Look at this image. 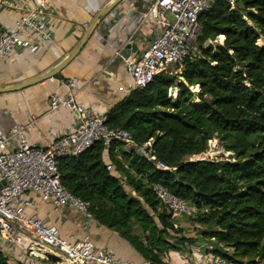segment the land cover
<instances>
[{
  "label": "trees",
  "instance_id": "1",
  "mask_svg": "<svg viewBox=\"0 0 264 264\" xmlns=\"http://www.w3.org/2000/svg\"><path fill=\"white\" fill-rule=\"evenodd\" d=\"M198 23L199 54L181 63L179 75L155 76L105 115L106 125L126 130L136 143L152 138L158 159L175 170H157L114 143L108 158L122 182L106 170L98 142L77 158L59 160L60 181L89 203L93 220L154 264H166L160 257L166 249L194 241L158 202L153 183L207 207L191 218L201 227L199 240H209L214 254L264 264V46L258 45L264 41V0H234L232 6L213 0ZM218 36L222 43L214 42ZM174 85L175 98L168 94ZM212 137L230 157L189 161L206 151ZM0 264H8L1 251Z\"/></svg>",
  "mask_w": 264,
  "mask_h": 264
},
{
  "label": "built area",
  "instance_id": "2",
  "mask_svg": "<svg viewBox=\"0 0 264 264\" xmlns=\"http://www.w3.org/2000/svg\"><path fill=\"white\" fill-rule=\"evenodd\" d=\"M226 1L231 6L234 4V0ZM212 2L154 0L142 19L154 23L157 31L142 50L127 56L125 62L130 85L118 90L128 96L159 74L179 75L181 63L199 54L198 17ZM48 3V0H0V10L17 13L12 26L0 27V59H6L16 49L32 51L41 44L51 42V29L46 19ZM104 22L102 20V25ZM222 40L223 37L218 36L214 42L222 43ZM67 84L72 87L74 80L67 81ZM190 89L197 90L196 87ZM169 90L168 94L175 98L177 87L174 85ZM48 104L51 110L63 107L75 113V125L69 131L54 136L46 146H32L26 138L24 127L19 124L0 127V241L11 237L13 243L29 254L40 259L49 254L56 264H135L115 257L106 249L95 247L87 238L77 243L68 241L61 236L58 227L48 225L35 213H27V209L33 206L34 198H37L55 210L64 208L78 214V226L86 228L93 220L89 203L64 188L58 162L63 158H77L98 142L103 145L106 156L112 144L120 143L125 151L134 152L157 170L172 172L175 168L158 159L152 138L136 143L126 130L106 125L105 115L96 114L78 104L72 92L52 94ZM104 165L109 174L124 181L110 161H105ZM151 190L178 226L181 219L208 211L207 207H197L173 195L160 183H153ZM28 245L30 247L27 248ZM31 246L39 253L33 251ZM204 248L200 264H247L214 254L208 243ZM31 262L37 263L36 260Z\"/></svg>",
  "mask_w": 264,
  "mask_h": 264
},
{
  "label": "crops",
  "instance_id": "3",
  "mask_svg": "<svg viewBox=\"0 0 264 264\" xmlns=\"http://www.w3.org/2000/svg\"><path fill=\"white\" fill-rule=\"evenodd\" d=\"M48 1L46 19L51 29V42L32 51L16 49L6 59H0V88L14 87L58 65L75 49L97 13L112 0ZM141 1L143 4L137 6L135 0H122L104 15L76 57L57 74L25 89L0 93V127L19 124L24 127L32 146H46L54 136L69 131L75 125V113L63 107L51 110L48 104L50 95H64L69 91L78 104L96 114L106 115L126 97L118 88L125 89L130 85L125 62L127 57H122L124 45L136 42L137 53L157 31L154 23L142 19L154 0ZM16 18L15 11L1 9L0 27L12 26ZM102 20L106 21L103 25ZM106 26L107 30L103 29ZM71 80H74L72 87L67 84ZM121 148L124 149L122 145ZM103 157V162L110 161L108 155ZM27 213H35L48 225L58 227L61 236L72 243L87 238L95 247L106 249L119 259L135 264H154L115 230L95 220L86 228H80L79 215L68 209L55 210L50 204L34 198ZM183 223L179 221V226L182 227ZM206 243L200 241L196 246L185 245L181 250L168 248L160 254L161 260L166 264H200ZM20 247L17 246L23 251ZM0 251H3L2 247ZM34 257H25L23 264H33ZM43 259H40V264H46Z\"/></svg>",
  "mask_w": 264,
  "mask_h": 264
},
{
  "label": "rangeland",
  "instance_id": "4",
  "mask_svg": "<svg viewBox=\"0 0 264 264\" xmlns=\"http://www.w3.org/2000/svg\"><path fill=\"white\" fill-rule=\"evenodd\" d=\"M217 43H219V41ZM258 45L264 46V41L259 40ZM168 93H170V90L168 91ZM171 93H172V91H171ZM230 155H231V152H228L225 150L224 143L222 141H220L217 137H212L210 140H208L206 142V151L204 153L200 154L199 156H191L190 159H191V161H196V160H226L230 157ZM123 182H125V181H123ZM124 186H125V189L127 191H129V188L126 185H124ZM180 221L184 222L182 224V227L179 226L181 228V234L188 237V238H192V240L194 241L193 244L198 245V243L200 242L199 239H202L198 235L199 231L201 230L200 225L198 223H196L194 221V219L191 217H189V218L185 217V218L181 219ZM6 239L7 240H1L0 241V243H1L0 246L3 249V251H1V252L4 255V257H6L8 264H18V263L23 264L22 261L25 259V257H34L33 255L29 254L27 251H25L23 249H22L23 251L19 250V248H17L18 245L12 242L11 237H8ZM208 242H210V241L207 240V243ZM263 243H264V241H263ZM44 256H45V258L43 259V262H45L46 264H55V262H53V260H52L53 258L51 255L45 254ZM34 259L37 261L36 264H40L39 261H42V260H40L39 257H34Z\"/></svg>",
  "mask_w": 264,
  "mask_h": 264
},
{
  "label": "water",
  "instance_id": "5",
  "mask_svg": "<svg viewBox=\"0 0 264 264\" xmlns=\"http://www.w3.org/2000/svg\"><path fill=\"white\" fill-rule=\"evenodd\" d=\"M122 0H112L110 3H108L103 9H101L100 12L97 13V15L95 16L94 20L92 21V23L89 25V27L85 30V33L83 35V37L81 38L80 42L78 43V45L75 47V49H73V51H71V53H69L58 65L52 67L51 69L46 70L45 72L25 81L24 83H21L19 85H16L14 87H8V88H0V93H4V92H11V91H19L22 89H25L29 86H32L34 84H36L37 82L48 78V77H52L53 75L57 74L58 72H60L68 63H70L78 54L79 50L82 48V46L84 45V43L87 41L92 29L94 28V26L101 20V18L106 15L109 11H111L116 5L120 4ZM135 4L138 5H142V1L141 0H135ZM136 6V5H135ZM142 11V9H141ZM105 28V30H107L108 26L103 27V29ZM137 51V44L136 42L133 43H126L124 45V51L122 53V57H127L129 55V53H136Z\"/></svg>",
  "mask_w": 264,
  "mask_h": 264
},
{
  "label": "bare ground",
  "instance_id": "6",
  "mask_svg": "<svg viewBox=\"0 0 264 264\" xmlns=\"http://www.w3.org/2000/svg\"><path fill=\"white\" fill-rule=\"evenodd\" d=\"M209 144V143H208ZM215 153V152H214ZM206 155V154H205ZM30 247L29 245L27 246V248ZM31 249L37 253H39L36 249L33 248V246H31Z\"/></svg>",
  "mask_w": 264,
  "mask_h": 264
}]
</instances>
